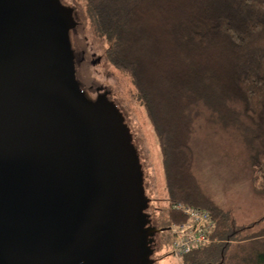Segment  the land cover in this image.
<instances>
[{
    "label": "water",
    "instance_id": "95a60500",
    "mask_svg": "<svg viewBox=\"0 0 264 264\" xmlns=\"http://www.w3.org/2000/svg\"><path fill=\"white\" fill-rule=\"evenodd\" d=\"M76 25L62 0H0V264H153L164 228L124 114L77 79Z\"/></svg>",
    "mask_w": 264,
    "mask_h": 264
},
{
    "label": "trees",
    "instance_id": "16d2710c",
    "mask_svg": "<svg viewBox=\"0 0 264 264\" xmlns=\"http://www.w3.org/2000/svg\"><path fill=\"white\" fill-rule=\"evenodd\" d=\"M83 1L106 60L130 79L157 139L165 245L166 228L188 220L170 207L181 203L213 221L182 264H264V227L254 229L264 215L235 225L196 178L192 145L202 119L229 131L247 150L253 190L264 194V0Z\"/></svg>",
    "mask_w": 264,
    "mask_h": 264
},
{
    "label": "rangeland",
    "instance_id": "374dc122",
    "mask_svg": "<svg viewBox=\"0 0 264 264\" xmlns=\"http://www.w3.org/2000/svg\"><path fill=\"white\" fill-rule=\"evenodd\" d=\"M62 1L75 7L76 21L79 22L72 31V37L74 48L82 52L86 62L81 63L80 72L76 73L77 79L87 86L105 87L103 90L108 94L110 92L112 100L124 114L144 171L145 192L150 198L146 211L152 225L158 229L163 228L156 223L161 222L167 205L164 175L157 139L144 109L134 96L130 79L106 60L105 41L93 32L85 13L84 1ZM201 122L192 137L196 178L205 192L229 214L235 225H250L264 215V194L252 188L247 150L229 131H223L215 123L204 119ZM170 207L173 209V204ZM171 226L166 229L169 235ZM260 227H264V220L254 229ZM164 231L154 236V264H182L183 255L175 257L171 245H165Z\"/></svg>",
    "mask_w": 264,
    "mask_h": 264
},
{
    "label": "built area",
    "instance_id": "2783aa9c",
    "mask_svg": "<svg viewBox=\"0 0 264 264\" xmlns=\"http://www.w3.org/2000/svg\"><path fill=\"white\" fill-rule=\"evenodd\" d=\"M173 209L188 217L187 221L173 224L170 228L172 253L179 257L208 240L207 233L213 227V221L210 214L200 208L175 203Z\"/></svg>",
    "mask_w": 264,
    "mask_h": 264
},
{
    "label": "flooded vegetation",
    "instance_id": "af4514ba",
    "mask_svg": "<svg viewBox=\"0 0 264 264\" xmlns=\"http://www.w3.org/2000/svg\"><path fill=\"white\" fill-rule=\"evenodd\" d=\"M73 7V10H74V15H75V19H77L76 17V14H75V7ZM79 22H77L78 24ZM77 26V25H76ZM75 26V27H76ZM75 28H73L70 32V39H71V44H72V48L74 50V53H75V68H76V73L80 72V66H81V63L82 62H86V59H84V55H82V52H78L77 49L74 48V38L72 37V31L74 30ZM98 59H101V56H98ZM80 82V81H79ZM82 82H80V85H81V88L85 91V94L87 95L88 98L90 99H94L96 96L100 95V94H106L108 95L109 99L112 100V97L110 95V92L108 94V92H106L105 90V87H102V86H93V85H83L81 84ZM148 213V211H147ZM154 254V253H153ZM153 256V255H152ZM155 260V259H153ZM155 263V261L153 262V264Z\"/></svg>",
    "mask_w": 264,
    "mask_h": 264
}]
</instances>
